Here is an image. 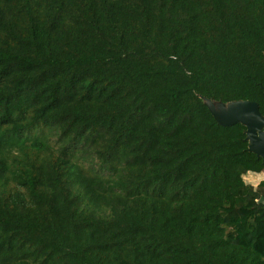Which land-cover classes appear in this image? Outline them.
I'll list each match as a JSON object with an SVG mask.
<instances>
[{
  "label": "trees",
  "instance_id": "1",
  "mask_svg": "<svg viewBox=\"0 0 264 264\" xmlns=\"http://www.w3.org/2000/svg\"><path fill=\"white\" fill-rule=\"evenodd\" d=\"M264 0H0V264H264Z\"/></svg>",
  "mask_w": 264,
  "mask_h": 264
},
{
  "label": "water",
  "instance_id": "2",
  "mask_svg": "<svg viewBox=\"0 0 264 264\" xmlns=\"http://www.w3.org/2000/svg\"><path fill=\"white\" fill-rule=\"evenodd\" d=\"M207 103L218 123L232 125L240 122L245 125L248 150L264 161V116L259 110L258 103L247 99L227 103L213 101H207ZM221 104H223L222 107Z\"/></svg>",
  "mask_w": 264,
  "mask_h": 264
},
{
  "label": "rangeland",
  "instance_id": "3",
  "mask_svg": "<svg viewBox=\"0 0 264 264\" xmlns=\"http://www.w3.org/2000/svg\"><path fill=\"white\" fill-rule=\"evenodd\" d=\"M223 106V104H221V107ZM244 180L246 183H250L252 184L254 187H257L258 182L261 179H264V171L261 173H247L246 175H244Z\"/></svg>",
  "mask_w": 264,
  "mask_h": 264
},
{
  "label": "crops",
  "instance_id": "4",
  "mask_svg": "<svg viewBox=\"0 0 264 264\" xmlns=\"http://www.w3.org/2000/svg\"><path fill=\"white\" fill-rule=\"evenodd\" d=\"M249 173H252V172H249Z\"/></svg>",
  "mask_w": 264,
  "mask_h": 264
}]
</instances>
